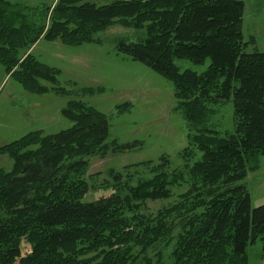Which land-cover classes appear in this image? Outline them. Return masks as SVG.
Returning <instances> with one entry per match:
<instances>
[{
  "label": "trees",
  "instance_id": "1",
  "mask_svg": "<svg viewBox=\"0 0 264 264\" xmlns=\"http://www.w3.org/2000/svg\"><path fill=\"white\" fill-rule=\"evenodd\" d=\"M245 13L242 0H0V62L27 90L44 93L45 81L67 92L60 71L32 55L40 41L76 47L116 25L145 31L141 43L119 49L173 84L190 131L184 170H171L164 156L158 165L110 170L112 194L93 202L83 201L90 159L139 147L108 144L109 120L95 108L71 100L62 114L73 127L1 147L0 161L7 156L13 166L0 169V264H163L174 240L173 264H249V248L264 242V204L252 208L239 183L264 156V53L246 52L256 39L245 38ZM177 60L210 65L182 72ZM227 102L234 132L221 136L210 119ZM140 168L149 178L136 175ZM175 188L186 189L173 205L144 213L148 201L171 199Z\"/></svg>",
  "mask_w": 264,
  "mask_h": 264
},
{
  "label": "rangeland",
  "instance_id": "2",
  "mask_svg": "<svg viewBox=\"0 0 264 264\" xmlns=\"http://www.w3.org/2000/svg\"><path fill=\"white\" fill-rule=\"evenodd\" d=\"M31 6L53 5L56 0H14ZM246 5L244 35L247 41L256 39L246 52L255 50L264 53V0H242ZM99 42L70 47L60 41H40L32 55L41 63L60 71L58 86L65 94H58L53 85L42 81L48 88L44 93L27 90L6 71L0 62V148L9 145L31 132L41 131L45 135L57 134L73 127L62 111L71 100L82 101L106 115L110 123L108 144L139 143L135 150L125 154H110L106 158L92 157L86 178L91 189L83 199L93 202L112 194L113 185L108 172L123 171L124 168L152 162L160 163L163 156L170 161L171 170H184L182 151L189 143V126L177 108L174 86L166 78L132 60L122 53L119 46L138 44L146 38L145 31L113 26L97 35ZM180 70L203 73L210 65H196L187 60H177ZM93 89L86 96L82 92ZM218 111L210 119L212 128L221 136L234 132L233 104L227 102L214 106ZM199 158V153L197 154ZM13 161L5 156L0 169L10 171ZM134 171V170H131ZM142 178L150 173L140 168ZM126 173V172H124ZM239 184L247 186L252 208L264 204V156L259 158V168L250 173ZM186 188H175L168 200L148 201L144 213L156 215L160 210L173 205ZM23 254L30 251L26 233L20 234ZM175 240L163 250V264H173L170 257ZM264 242L259 240L249 250V264H261Z\"/></svg>",
  "mask_w": 264,
  "mask_h": 264
},
{
  "label": "crops",
  "instance_id": "3",
  "mask_svg": "<svg viewBox=\"0 0 264 264\" xmlns=\"http://www.w3.org/2000/svg\"><path fill=\"white\" fill-rule=\"evenodd\" d=\"M261 264H264V257L262 258V262H261Z\"/></svg>",
  "mask_w": 264,
  "mask_h": 264
}]
</instances>
